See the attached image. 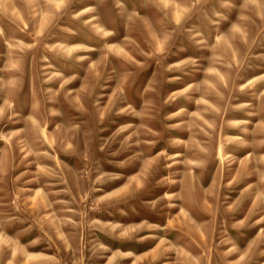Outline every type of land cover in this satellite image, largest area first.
I'll return each instance as SVG.
<instances>
[{
  "label": "rangeland",
  "instance_id": "rangeland-1",
  "mask_svg": "<svg viewBox=\"0 0 264 264\" xmlns=\"http://www.w3.org/2000/svg\"><path fill=\"white\" fill-rule=\"evenodd\" d=\"M0 264H264V0H0Z\"/></svg>",
  "mask_w": 264,
  "mask_h": 264
}]
</instances>
